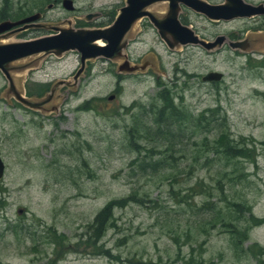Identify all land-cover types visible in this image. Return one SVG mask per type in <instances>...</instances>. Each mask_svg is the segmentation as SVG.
Returning a JSON list of instances; mask_svg holds the SVG:
<instances>
[{
  "label": "rangeland",
  "instance_id": "1",
  "mask_svg": "<svg viewBox=\"0 0 264 264\" xmlns=\"http://www.w3.org/2000/svg\"><path fill=\"white\" fill-rule=\"evenodd\" d=\"M122 3L73 0L69 11L62 0H0V15L39 8L42 23L95 28L109 25ZM88 13L99 15L86 19ZM190 15L205 35L243 25L208 26ZM51 32L29 28L0 41ZM125 52L148 60L146 69L126 73L118 83L120 60L87 61L76 84L59 86L41 110L8 96L0 71V264H264V58L246 61L226 46L171 49L150 24L140 22ZM79 64L75 50L59 57L38 54L13 63L29 67L12 76L18 90L41 99L55 81L73 82ZM211 70L222 72V80L203 82ZM164 88L189 114L216 119L189 128L196 145L186 141L173 177L165 168L140 171L132 163L137 153L129 148L139 111L132 104L160 105ZM223 129L247 156L204 150V138L212 142ZM129 195L135 197L123 202ZM118 199L125 205H114L113 225L95 240L94 216ZM252 251H261L260 261Z\"/></svg>",
  "mask_w": 264,
  "mask_h": 264
},
{
  "label": "water",
  "instance_id": "2",
  "mask_svg": "<svg viewBox=\"0 0 264 264\" xmlns=\"http://www.w3.org/2000/svg\"><path fill=\"white\" fill-rule=\"evenodd\" d=\"M160 1L169 2V13L162 19L153 16L151 6ZM184 4L196 11L204 13L209 18L215 19H233L236 17H250L253 15H264V5L253 6L242 0H227V3L221 5H210L202 0H125L124 5L119 9L113 21L104 27H60L40 22L42 14L34 12L18 20L0 21V39H5L10 35L29 29L41 28L53 31L35 38L5 42L0 41V71L7 79L8 88L6 94L11 96L23 106L41 110L54 98L55 92L59 86H71L76 84L80 74L86 67V62L103 58L109 61L120 60L117 65L118 73L132 74L137 71H144L148 66V60L143 59L142 64L131 63L125 53L129 43V35L133 27L144 16H148L150 21L157 29L159 36L166 45L173 49L177 46L187 44H199L204 49L211 51L219 48L225 40V36L218 35L213 40H204L186 25L180 24L177 20L178 3ZM62 5L66 10L74 8L73 0H62ZM99 13H88L86 19L92 16H98ZM98 42H102L98 43ZM247 41H229L232 49L245 48ZM77 51L79 53L80 64L74 72L73 82L67 80L55 81L46 96L41 99H34L26 96L24 92L18 90L12 76L13 71H22L29 66L23 65L15 67L13 63L38 54H52L61 56L67 51ZM223 73L211 70L202 76L203 81H219ZM111 95L109 98H113ZM52 109H55L53 107ZM4 173V163L0 157V178Z\"/></svg>",
  "mask_w": 264,
  "mask_h": 264
},
{
  "label": "trees",
  "instance_id": "3",
  "mask_svg": "<svg viewBox=\"0 0 264 264\" xmlns=\"http://www.w3.org/2000/svg\"><path fill=\"white\" fill-rule=\"evenodd\" d=\"M41 10L42 9L37 8L34 11ZM34 11L30 10L28 12L14 14L7 12L0 15V20H17L34 13ZM111 17L113 18L112 15ZM112 18L109 19V24L112 22ZM158 99L160 105L151 104L147 108L136 102L132 104V106H138L139 111L135 116L132 129L129 130V133L131 132L129 136V148L137 153V157L132 163H137V168L140 171L145 172L147 169H152V171L156 173L165 168L166 170H171L168 177H173V174L174 176L178 174L179 158H183L188 150L186 141L189 139L191 141L193 140V144L196 145L195 133L189 128H194L196 130L199 124L207 126V124H211V122L216 119H211L208 122L204 114H201L199 117L189 114L182 106L174 103L169 90L166 88L160 90ZM216 135L217 136L214 137L212 142H208L207 139L204 138L206 142L203 146L206 148L204 149L206 152H223L232 158L248 155V151L245 147L242 149L236 147L238 142L230 138L229 134L224 129ZM145 136L147 139H145ZM143 140L150 142V147L147 145V142L145 145H142ZM190 150L194 153L197 151V148L193 147V149ZM144 151L145 153L143 154ZM193 153H190L189 156L194 160L196 155H193ZM171 181L173 180L171 179ZM134 197L133 195H129L122 201H130L133 200ZM122 201L120 199L112 200L102 207L94 216L90 226L93 227L92 232L95 240L101 238L109 224L113 225L111 221L113 214L112 209L114 205H122L120 204ZM217 216L220 217L219 214Z\"/></svg>",
  "mask_w": 264,
  "mask_h": 264
},
{
  "label": "flooded vegetation",
  "instance_id": "4",
  "mask_svg": "<svg viewBox=\"0 0 264 264\" xmlns=\"http://www.w3.org/2000/svg\"><path fill=\"white\" fill-rule=\"evenodd\" d=\"M202 1H204L210 5H221V4L227 3V0H202ZM242 1L247 3V4L253 5V6H258L260 4L264 5L263 0H242ZM124 3H125V0H123V3L117 7V9H116L117 12H116V14L113 15V18H115L119 9L124 5ZM153 7H155L154 10L152 9ZM169 8L170 7H169L168 1H160V2H157L156 4L151 6V8H150L151 12L150 13H152L153 16L156 18L162 19L169 13V11H170ZM72 10H74V8ZM72 10H69V11H72ZM39 12L42 14V18H43V16H44L42 13L43 11H39ZM190 14H196L198 17L202 18L205 22H207L208 26H210V25L216 26L217 24L232 23V22H239V23H242L243 25L239 29L231 30L228 33L213 31L212 33H209L208 35H205L204 33L201 34V32L197 28H194V25L192 23L193 19H192ZM176 15H177V20L180 22V24L190 26L194 30V32L199 36V38H201V39L209 41V40H213L218 35L225 36L224 42L219 47L220 49L222 47L225 48V46H226L227 48H229L231 50L232 53H235L237 56H243L246 59V61H248V59H250V58H255V59H260V57L264 58V15L259 14V15H253L250 17H236L233 19L209 18L204 13H202L200 11H196V10L192 9L191 7L187 6L186 4L183 3V1L178 3V10H177ZM139 22H140V24H150L151 27L154 28L156 30L157 34L159 35L157 29L154 27V25L152 24V22L150 21V18L148 16L142 17ZM238 36H241V37H238ZM249 36H253L252 39L249 38ZM244 39L247 41L246 47L244 49L243 48L232 49L228 44L229 41H238V40H244ZM100 43L102 44V42H100ZM128 44L126 46V49L128 47ZM195 45L202 47L199 44H195ZM125 53L127 54L128 60L130 62L132 60L135 62H139L141 60L140 58L138 60H134V58L132 56H130L127 52H125ZM135 62H133V63H135ZM136 64H142V60L140 61V63H136ZM118 65H119V63H118ZM116 74L118 77V80H117L118 83L121 81V79H123L127 75H130V74L124 75L125 73H122V74L116 73ZM202 76H201V80H202ZM222 78H223V76H222ZM221 80H219V81H221ZM219 81H209V83H213V82L217 83ZM243 250L244 249H241V251H243ZM261 251H264V249H261ZM261 251H252V253L257 254V257H259L258 258L259 261H260V252ZM258 264H260V262Z\"/></svg>",
  "mask_w": 264,
  "mask_h": 264
},
{
  "label": "bare ground",
  "instance_id": "5",
  "mask_svg": "<svg viewBox=\"0 0 264 264\" xmlns=\"http://www.w3.org/2000/svg\"><path fill=\"white\" fill-rule=\"evenodd\" d=\"M98 43H100V42H98Z\"/></svg>",
  "mask_w": 264,
  "mask_h": 264
}]
</instances>
